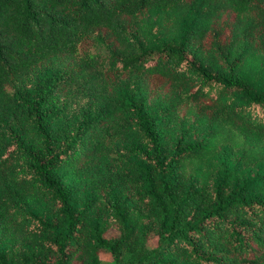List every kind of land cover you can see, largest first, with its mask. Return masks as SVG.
Segmentation results:
<instances>
[{
    "label": "trees",
    "instance_id": "16d2710c",
    "mask_svg": "<svg viewBox=\"0 0 264 264\" xmlns=\"http://www.w3.org/2000/svg\"><path fill=\"white\" fill-rule=\"evenodd\" d=\"M102 255L264 264V0H0V264Z\"/></svg>",
    "mask_w": 264,
    "mask_h": 264
},
{
    "label": "rangeland",
    "instance_id": "374dc122",
    "mask_svg": "<svg viewBox=\"0 0 264 264\" xmlns=\"http://www.w3.org/2000/svg\"><path fill=\"white\" fill-rule=\"evenodd\" d=\"M112 234H116V232H114V231H109L108 233H107V236L108 235H112ZM102 260H103V264H110V262H111V257L110 256H108V255H102Z\"/></svg>",
    "mask_w": 264,
    "mask_h": 264
}]
</instances>
